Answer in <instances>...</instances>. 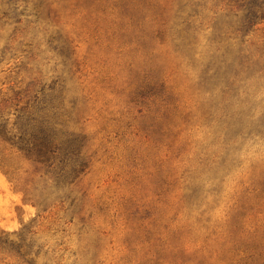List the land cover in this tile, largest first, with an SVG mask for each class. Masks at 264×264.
<instances>
[{
    "label": "rangeland",
    "instance_id": "rangeland-1",
    "mask_svg": "<svg viewBox=\"0 0 264 264\" xmlns=\"http://www.w3.org/2000/svg\"><path fill=\"white\" fill-rule=\"evenodd\" d=\"M2 99L0 264H264V0H0Z\"/></svg>",
    "mask_w": 264,
    "mask_h": 264
},
{
    "label": "trees",
    "instance_id": "trees-1",
    "mask_svg": "<svg viewBox=\"0 0 264 264\" xmlns=\"http://www.w3.org/2000/svg\"><path fill=\"white\" fill-rule=\"evenodd\" d=\"M255 3L252 2V6ZM250 13L249 21L253 22L256 13L254 11ZM6 105L7 100L2 99L0 101V141L15 147L34 162L48 167L61 157L59 160L63 162V165L58 168V174H60L64 170L65 160L68 159L69 154H73L75 149L69 141H58L52 118L43 112L44 110L40 109V113L34 114L25 106L17 110L16 119L10 124L9 118L3 112ZM58 177H65V175L60 174Z\"/></svg>",
    "mask_w": 264,
    "mask_h": 264
}]
</instances>
